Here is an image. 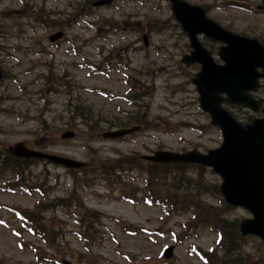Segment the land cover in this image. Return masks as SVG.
Instances as JSON below:
<instances>
[{
    "label": "rangeland",
    "instance_id": "rangeland-1",
    "mask_svg": "<svg viewBox=\"0 0 264 264\" xmlns=\"http://www.w3.org/2000/svg\"><path fill=\"white\" fill-rule=\"evenodd\" d=\"M185 1L207 7L221 27L264 43V0ZM93 2L0 0V152L22 143L94 167L156 150L217 148L220 133L199 109L190 82L198 67L180 63L188 41L169 5L118 0L98 10ZM101 20L125 28L114 31ZM58 31L62 39L49 43L48 36ZM203 43L215 55L218 45ZM135 94L140 98L128 101ZM230 111L239 121L245 117ZM133 119L141 122L139 133L122 141L100 137ZM69 130L75 136L61 140ZM28 175L30 192L9 189L8 177L0 175V264H202L196 253L207 256L218 235L208 216L197 215L195 203L234 225L250 217L241 208L224 209L216 192L220 180L208 169L202 171L208 189L191 205L179 203V212L141 201L147 178L142 174L119 176L123 188L135 185L137 196L90 177L84 186L82 174L43 162L29 164ZM183 175L195 179L197 170ZM16 210L33 214L34 236ZM85 212L94 218L91 231L81 222ZM168 246L173 255L165 260ZM238 255V264L264 262V247L256 238H240L234 252L225 255L221 246L209 255L210 264H229L226 256L236 261Z\"/></svg>",
    "mask_w": 264,
    "mask_h": 264
},
{
    "label": "water",
    "instance_id": "water-1",
    "mask_svg": "<svg viewBox=\"0 0 264 264\" xmlns=\"http://www.w3.org/2000/svg\"><path fill=\"white\" fill-rule=\"evenodd\" d=\"M175 20L188 36L191 52L184 56L186 66L199 63L200 70L192 78L202 111L209 114L211 124L222 134L219 148L201 154L196 150L185 153L157 151L144 157L151 162L196 164L210 167L222 179L220 192L229 205L240 206L252 214L251 219L239 224L242 236L254 235L264 245V109L262 118L240 124L222 104L239 105L258 112L261 102L255 101L250 92L256 91L257 80L264 78V47L255 39L229 33L206 18L203 9L189 6L180 0H170ZM102 3V2H100ZM98 3V4H100ZM204 34L222 46L218 57L223 65L216 64L210 53L203 49L197 35ZM57 33L51 42L60 38ZM261 70V73L257 72ZM224 95V97H223ZM134 130L110 131L103 138H116ZM72 137L71 132L61 138ZM18 157L44 158L65 168H79L82 163L26 149L22 144L10 147ZM171 248L166 256H170Z\"/></svg>",
    "mask_w": 264,
    "mask_h": 264
},
{
    "label": "trees",
    "instance_id": "trees-1",
    "mask_svg": "<svg viewBox=\"0 0 264 264\" xmlns=\"http://www.w3.org/2000/svg\"><path fill=\"white\" fill-rule=\"evenodd\" d=\"M97 128L93 125L91 130ZM9 157V156H7ZM10 158V157H9ZM5 159L0 162L1 170H5L10 175L14 176L17 179L15 184L19 185L26 189L29 187L26 170L28 168V164L25 162H20L18 160L13 159ZM131 159H118L113 162H101L97 163L92 169H96L98 175L93 176L94 179L101 178L103 180H107L109 177H113L118 179L115 175L117 172H122L124 169L122 167L124 165L130 164ZM11 167V168H9ZM137 169L139 172H144L137 164L134 168H130V170ZM194 170L193 167L187 166H168V165H153L149 164V167L145 169V174L148 176V189L146 190V194L149 198L158 199L159 201H163L165 204L171 206L173 210H179L182 208L179 203L187 202L188 205H191L189 201L193 197L201 196L207 189V185L203 182L202 179V168H197V177L195 179L186 177L183 173L187 170ZM199 172V174H198ZM86 175V174H85ZM110 179V178H109ZM63 203V201H62ZM194 207L198 214H205L212 221V226L217 227V231L220 233V245L223 247L224 251L229 254L237 250V245L240 242V236L236 231V225L234 223L229 222L227 218L218 217L215 214H211L210 212H206V208L208 206L200 205L199 203H195ZM224 209L227 210V207L224 206ZM87 213V212H85ZM33 214H27V218L29 221L35 225V221L31 218ZM86 230L92 229L90 227L89 219H86ZM237 257V256H234ZM229 260V264H238L239 255L236 261H233L230 257H226ZM220 264V262L216 263Z\"/></svg>",
    "mask_w": 264,
    "mask_h": 264
},
{
    "label": "flooded vegetation",
    "instance_id": "flooded-vegetation-1",
    "mask_svg": "<svg viewBox=\"0 0 264 264\" xmlns=\"http://www.w3.org/2000/svg\"><path fill=\"white\" fill-rule=\"evenodd\" d=\"M115 2H116V1H115V0H113L109 6H110V7H112V6H113V4H114ZM109 6H107V7H109ZM260 91H262V90H260Z\"/></svg>",
    "mask_w": 264,
    "mask_h": 264
}]
</instances>
